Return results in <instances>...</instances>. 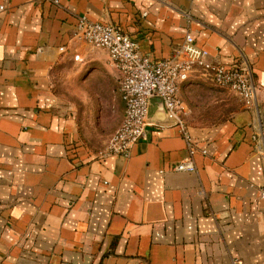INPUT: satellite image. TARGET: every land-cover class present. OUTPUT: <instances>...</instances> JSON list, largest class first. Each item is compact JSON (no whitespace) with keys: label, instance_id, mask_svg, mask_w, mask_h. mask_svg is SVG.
I'll use <instances>...</instances> for the list:
<instances>
[{"label":"crops","instance_id":"1","mask_svg":"<svg viewBox=\"0 0 264 264\" xmlns=\"http://www.w3.org/2000/svg\"><path fill=\"white\" fill-rule=\"evenodd\" d=\"M0 7V264H264L262 157L252 138L264 137V0ZM77 15L118 25L153 61L190 34L209 61L249 71L252 107L195 71L177 89L193 172L172 170L188 151L167 120L150 123L129 157H100L124 116L120 73L106 50L73 37ZM79 102L119 113L104 143L87 139ZM217 107L222 120H200Z\"/></svg>","mask_w":264,"mask_h":264},{"label":"built area","instance_id":"2","mask_svg":"<svg viewBox=\"0 0 264 264\" xmlns=\"http://www.w3.org/2000/svg\"><path fill=\"white\" fill-rule=\"evenodd\" d=\"M52 1L57 3V0ZM73 37L106 50L110 62L120 73L124 116L98 152L100 157H129L132 146L145 137L146 127L150 123L159 124L147 118L149 98L157 96L166 110L168 123L177 127L187 146V158L175 163L172 170L193 172L195 165L192 157L196 147L184 121L186 111L177 96V89L178 84L187 80L195 71L222 87L236 91L247 107L253 105L255 87L249 71L243 65L227 66L209 61L208 51L198 46L190 34L184 36L169 57L156 61L141 55L137 43L121 27L112 23L95 22L86 16L77 15ZM75 59H79L77 55ZM252 138L262 157L264 179V137L254 135ZM201 153L205 154L206 150L201 149ZM259 193L264 198V183Z\"/></svg>","mask_w":264,"mask_h":264},{"label":"rangeland","instance_id":"3","mask_svg":"<svg viewBox=\"0 0 264 264\" xmlns=\"http://www.w3.org/2000/svg\"><path fill=\"white\" fill-rule=\"evenodd\" d=\"M227 90L238 94L230 88ZM75 107L77 109V115L79 116L78 121L80 122V126L84 127L88 133L86 134L87 139L97 143L99 142L100 144L104 143L110 133L115 129L119 121V113H104L96 107L95 103L89 102L75 103ZM221 111L220 107H217V110H214L211 116L200 120L204 123H216L223 119L221 114H226V112ZM99 115H104V118H101Z\"/></svg>","mask_w":264,"mask_h":264},{"label":"water","instance_id":"4","mask_svg":"<svg viewBox=\"0 0 264 264\" xmlns=\"http://www.w3.org/2000/svg\"><path fill=\"white\" fill-rule=\"evenodd\" d=\"M147 118L149 121L162 122L167 120V113L161 99L157 96H152L148 101Z\"/></svg>","mask_w":264,"mask_h":264}]
</instances>
